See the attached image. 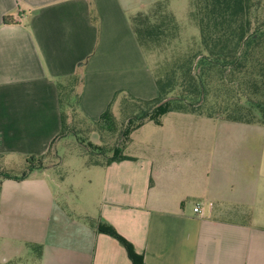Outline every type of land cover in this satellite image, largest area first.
<instances>
[{
	"label": "crops",
	"instance_id": "crops-1",
	"mask_svg": "<svg viewBox=\"0 0 264 264\" xmlns=\"http://www.w3.org/2000/svg\"><path fill=\"white\" fill-rule=\"evenodd\" d=\"M156 1L0 0L3 160L47 152L61 128L58 78L81 73L80 108L94 121L117 90L154 97L129 18ZM192 116L171 112L136 129L123 147L131 159L99 166L92 212L60 206L44 171L3 180L0 235L20 239L8 227L28 216L40 224L21 227L31 231L24 242L41 246L38 264H132L92 219L114 227L144 264H264V125L211 118L217 125L198 128Z\"/></svg>",
	"mask_w": 264,
	"mask_h": 264
},
{
	"label": "trees",
	"instance_id": "trees-1",
	"mask_svg": "<svg viewBox=\"0 0 264 264\" xmlns=\"http://www.w3.org/2000/svg\"><path fill=\"white\" fill-rule=\"evenodd\" d=\"M168 2L158 0L146 12L129 18L143 55L175 53L176 47L181 45L176 19L168 11ZM189 2L190 16L198 27L197 42L180 48L181 53L173 56L163 74L151 73L154 97L141 98L124 89L117 90L94 121L80 108V90L84 82L81 73L56 79L61 125L58 135L50 141L44 155L26 157V167L20 173L3 168L4 160L0 156V185L3 180H23L35 170H42L55 155L57 140L68 133L74 134L80 145L98 156L90 161L91 165L107 166L131 159L123 155L131 132L147 122L160 125L162 118L171 112L264 125V0ZM90 19L96 22L93 9ZM167 98L171 100L162 103ZM96 133L101 134V142L90 140L98 138ZM87 222L97 233L114 238L132 264H144L142 255L136 253L132 244L114 227L92 219ZM32 246L39 256L41 246Z\"/></svg>",
	"mask_w": 264,
	"mask_h": 264
},
{
	"label": "rangeland",
	"instance_id": "rangeland-1",
	"mask_svg": "<svg viewBox=\"0 0 264 264\" xmlns=\"http://www.w3.org/2000/svg\"><path fill=\"white\" fill-rule=\"evenodd\" d=\"M168 11L174 16L177 24V35L181 45L177 46V51L171 53L166 51L164 54H154L150 57L145 53L144 58L151 71L155 75L163 74L170 66L171 59L175 54L181 53L185 46H191L197 42L198 27L190 16L189 0H169L167 3ZM149 8L148 5L138 7L134 12H145ZM192 122L198 128L217 125L215 120L206 117H198L193 115ZM92 126L93 124L89 122ZM88 123L87 126H90ZM188 124V123H185ZM151 125V124H150ZM135 131V130H134ZM131 132L130 136L137 137L140 131ZM97 137H91L90 140L98 143L101 142L100 133H96ZM79 136V135H78ZM82 137V135H80ZM94 136V135H92ZM79 137V138H81ZM115 138H112V143ZM121 141V140H120ZM87 143V141H85ZM98 158L94 152L86 150L85 147L77 142L74 134H66L59 138L55 144V155L51 161L44 166L41 171L46 172L52 179V190L56 194L58 204L70 212L79 214L80 211L86 210L92 212L97 205L98 197L101 191L102 169L99 166L91 165L90 161ZM3 168L20 173L26 167L25 159L17 158L3 161ZM52 167H49L51 166ZM40 170H35L32 174H37ZM14 222L10 224L8 230L21 233L20 239L2 238L0 235V264H38V252L35 246L29 245L23 241L25 232H31L26 228L30 221L28 216H13ZM17 221V223H16ZM34 229L40 227L39 221L30 224ZM16 227V228H15ZM12 234V233H11Z\"/></svg>",
	"mask_w": 264,
	"mask_h": 264
},
{
	"label": "built area",
	"instance_id": "built-area-1",
	"mask_svg": "<svg viewBox=\"0 0 264 264\" xmlns=\"http://www.w3.org/2000/svg\"><path fill=\"white\" fill-rule=\"evenodd\" d=\"M195 212H200V209L198 207L194 208Z\"/></svg>",
	"mask_w": 264,
	"mask_h": 264
},
{
	"label": "water",
	"instance_id": "water-1",
	"mask_svg": "<svg viewBox=\"0 0 264 264\" xmlns=\"http://www.w3.org/2000/svg\"><path fill=\"white\" fill-rule=\"evenodd\" d=\"M169 100H171V98H167V99H165L164 101H162V103H165V102H167V101H169Z\"/></svg>",
	"mask_w": 264,
	"mask_h": 264
}]
</instances>
